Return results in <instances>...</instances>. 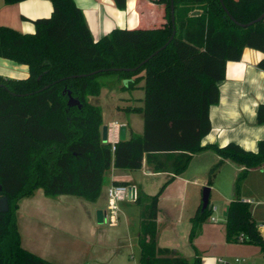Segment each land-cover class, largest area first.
I'll return each mask as SVG.
<instances>
[{
    "label": "trees",
    "instance_id": "1",
    "mask_svg": "<svg viewBox=\"0 0 264 264\" xmlns=\"http://www.w3.org/2000/svg\"><path fill=\"white\" fill-rule=\"evenodd\" d=\"M47 1L52 13L31 20L34 33L0 26V58L28 67L25 79L0 76V197L7 198L9 207L0 214V264H50L20 247L16 226L18 202L36 190L93 202L111 166L139 170L145 162L154 172L169 170L173 179L205 150L219 157L208 172L209 183L226 160L243 167L227 206L226 241L240 243L237 238L243 235L241 243L258 246L264 257L251 205L240 197L249 172L264 165V139L255 153L234 143L201 146L211 130L208 112L219 101L217 83L224 79L226 63L239 61L250 48L262 53L257 67L264 71V18L242 26L263 14L264 0H221L227 13L219 0H173L174 24L171 1L153 0L162 7L161 22L115 29L98 41L73 0ZM113 1L118 9L126 6V0ZM100 78L126 81L122 88L127 90L143 83V105L130 110L142 114L143 133H130L114 151L101 140L100 109L89 103L102 88ZM68 93L80 109L67 106ZM256 120L264 124V104ZM164 187L154 196L138 192L135 199L140 263L200 264L198 253L188 262L157 246V205ZM210 215L209 205L201 211L200 204L191 219V245Z\"/></svg>",
    "mask_w": 264,
    "mask_h": 264
},
{
    "label": "crops",
    "instance_id": "2",
    "mask_svg": "<svg viewBox=\"0 0 264 264\" xmlns=\"http://www.w3.org/2000/svg\"><path fill=\"white\" fill-rule=\"evenodd\" d=\"M73 1L82 11L94 41L115 29L149 28L161 22L162 7L153 0H126L122 10L113 0ZM51 13L52 5L47 0H26L13 5L0 0V26L20 33H34L31 20L47 18ZM262 57L261 52L245 48L239 61L226 63L224 79L217 83L219 101L209 108L211 130L201 140L202 147L221 148L234 143L245 151L257 152L258 142L264 139L263 124L256 120L257 108L264 104V71L257 67ZM17 65L21 64L0 58V76L22 78L28 67ZM91 104L98 103L91 99ZM117 119L120 117L105 125V143L119 140L122 125ZM130 133L134 134L126 128L125 139ZM218 161L213 151H202L193 155L184 172L173 179L169 170L154 172L145 162L139 170L111 166L93 202L73 195L47 196L38 189L18 202L15 217L20 247L50 264H141L140 208L135 199L138 192L154 196L165 185L157 205L159 248L171 250L188 262L200 253V264H221L219 260L228 264H264L258 246L228 243L225 239L226 210L243 167L226 160L209 183L208 172ZM120 185L133 190L134 197L119 202L118 219L110 226L104 211L107 191ZM204 187L210 189L209 202L212 200L213 204L208 205L210 210L216 208L212 215L217 222L202 224L191 245V219L201 204ZM240 197L251 205L252 218L264 239V165L249 172ZM99 212L103 214L101 223L97 218Z\"/></svg>",
    "mask_w": 264,
    "mask_h": 264
},
{
    "label": "rangeland",
    "instance_id": "3",
    "mask_svg": "<svg viewBox=\"0 0 264 264\" xmlns=\"http://www.w3.org/2000/svg\"><path fill=\"white\" fill-rule=\"evenodd\" d=\"M21 66V65H17ZM27 68V67H25ZM28 76L27 74L22 78L17 79H25ZM100 78L99 81L102 84V88L100 89L97 95H94L89 98V103H94V100L98 103L96 107H98L102 113V123L105 126L109 121L117 119L118 122L127 129H132L133 133L143 132V116L138 111H130L131 108L139 109L143 105V83L140 81L137 86L133 89L127 90L122 88L125 86V82H118L116 79L110 78ZM93 105V104H92ZM125 121V122H121ZM213 204V201L210 200L209 205ZM107 205V204H106ZM106 205L104 211L106 210ZM217 205V204H216ZM227 214V210H226ZM210 218H208L202 223L206 224L210 222ZM212 222V221H211ZM239 244V243H233ZM244 244V243H240ZM200 259L202 258L201 254ZM224 259V258H223Z\"/></svg>",
    "mask_w": 264,
    "mask_h": 264
},
{
    "label": "water",
    "instance_id": "4",
    "mask_svg": "<svg viewBox=\"0 0 264 264\" xmlns=\"http://www.w3.org/2000/svg\"><path fill=\"white\" fill-rule=\"evenodd\" d=\"M171 1V21H172V24H174V16H173V12H174V7H173V0H170ZM223 9H224V6L222 4V1L219 0ZM225 10V9H224ZM226 12V10H225ZM227 13V12H226ZM231 18V17H230ZM264 18V12L263 14L256 20L250 22L249 24H246V25H242L243 27H246V26H250V25H253L254 23H257V22H260L262 19ZM231 20L233 21V19L231 18ZM175 31L173 29V32H172V37L174 35ZM172 37L169 39L168 43L171 41ZM126 83V81H124ZM68 101H67V106L68 107H77V108H81V105L79 103V101H77L76 99H74L73 97H71V95L68 93ZM106 133H107V128L106 126H103L102 127V132H101V140L103 143L106 142ZM125 135H126V128L124 126H122L119 130V140L120 141H123L125 140ZM1 190V188H0ZM209 195H210V189L208 187H204L203 190H202V198H201V211H204L207 207H208V204H209ZM129 196H130V199H132L134 197V191L133 190H130L129 191ZM9 210V207H8V201H7V198L6 197H0V214H4V213H7ZM103 217V214L102 212H99L97 214V218H98V222L101 223V218Z\"/></svg>",
    "mask_w": 264,
    "mask_h": 264
},
{
    "label": "built area",
    "instance_id": "5",
    "mask_svg": "<svg viewBox=\"0 0 264 264\" xmlns=\"http://www.w3.org/2000/svg\"><path fill=\"white\" fill-rule=\"evenodd\" d=\"M263 128H264V124H263ZM118 141H115V142L114 141H112V142L108 141L107 142V143L112 145V151H114V145ZM128 198H130L129 191L125 187L115 186V187H111L108 189L105 216H106V219H107L108 224L110 226L115 225L116 221L118 219V212H119L118 204H119V202L127 200ZM215 211H216V208L211 207V215L209 218L213 223L217 222V219L215 217H213V215H212V213H214ZM237 240H238V242L241 243L245 240V237L243 235H240L237 238ZM219 262L221 264H228L227 262L222 261V260H219ZM235 262H238V260H235Z\"/></svg>",
    "mask_w": 264,
    "mask_h": 264
}]
</instances>
